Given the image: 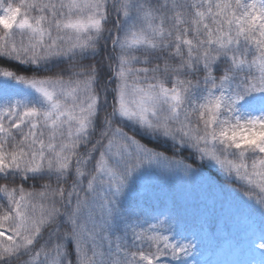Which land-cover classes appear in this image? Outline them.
Here are the masks:
<instances>
[{"label":"snow or ice","instance_id":"snow-or-ice-1","mask_svg":"<svg viewBox=\"0 0 264 264\" xmlns=\"http://www.w3.org/2000/svg\"><path fill=\"white\" fill-rule=\"evenodd\" d=\"M0 264H264V0H0Z\"/></svg>","mask_w":264,"mask_h":264}]
</instances>
